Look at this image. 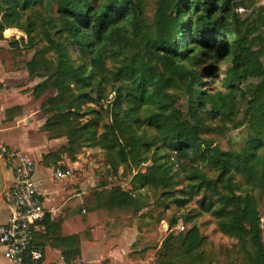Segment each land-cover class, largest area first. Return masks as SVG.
I'll return each mask as SVG.
<instances>
[{
    "label": "trees",
    "instance_id": "obj_1",
    "mask_svg": "<svg viewBox=\"0 0 264 264\" xmlns=\"http://www.w3.org/2000/svg\"><path fill=\"white\" fill-rule=\"evenodd\" d=\"M53 1L58 24L51 20L54 30L49 33L45 29L46 46L34 49L25 67L30 78L42 77L33 87L36 97L48 89L54 91L41 109L50 113L45 122H64L55 134L67 138L68 145L61 151L95 145L106 155H115H108L113 168L124 163L128 170L149 160L143 170L131 176V189L144 188L151 193L162 189L160 196L166 201L176 197L167 162L170 151L183 157L198 152L220 172L219 179L227 172H240L252 181L258 177L262 186L264 36L249 38L254 27L239 19L234 11L236 2L157 0L149 23L142 0ZM37 2L41 0H0V36L4 28L17 26L23 12ZM47 51L55 54L54 70ZM228 56L229 66L221 80L224 91L210 92L208 85L215 81L216 64ZM109 62L113 68L108 69ZM200 64L201 73L194 70ZM206 77L213 82L204 80ZM246 79H259L244 110L254 135L240 153L206 148L199 135L203 120L237 114L235 97L244 93ZM109 82L116 83L110 109L87 106L82 110V104L101 99ZM168 89L185 97V111L176 104L179 95ZM105 111H110L114 124L102 123L97 132ZM87 114L91 117L82 121ZM59 158L57 153L48 152L42 161L50 165ZM107 195L111 204L129 192L116 186ZM230 203L233 208L221 224L223 229L237 236L239 249L246 252L250 264H264L253 196L249 192L235 194ZM77 239L76 235L62 238L67 262L79 253ZM248 241L254 246L252 252L247 250ZM209 246L210 241L193 225L183 233H169L154 264H212Z\"/></svg>",
    "mask_w": 264,
    "mask_h": 264
},
{
    "label": "rangeland",
    "instance_id": "obj_2",
    "mask_svg": "<svg viewBox=\"0 0 264 264\" xmlns=\"http://www.w3.org/2000/svg\"><path fill=\"white\" fill-rule=\"evenodd\" d=\"M156 1L142 0L144 17L149 23L154 16ZM232 1L237 3L234 11L238 13L239 19L247 20V25L254 27V32L249 38L256 34L264 36V0ZM39 3L33 4L28 10L23 12L21 21L17 26H11V30H6L8 50L7 53L5 50V52L0 50V55H4L9 60L16 55H22L21 62L25 63L27 56L30 57L34 49L46 46L45 29L52 33L54 28L51 20L58 24L56 8L53 0H41ZM238 8L241 9L239 10ZM30 42L33 43L32 46H30ZM45 55L49 58L52 70H54V52L47 51ZM229 56H231V53ZM229 56L216 64L218 69H216L217 75L214 78V82L211 81V77L204 79L209 81L210 84L213 82L208 85L211 88L210 92L216 90L224 91L221 80L226 68L229 66ZM261 60L264 64V52ZM207 64V62L202 63L203 66H207ZM113 66L114 64L111 62L107 64L108 69L113 68ZM194 70H198L201 73V64ZM36 79L41 81L42 77H37ZM258 81L259 79L244 80V93L239 92L235 97L239 110L237 114L203 120L202 130L199 135L206 148H217L222 151L230 150L236 153H240L243 150L246 140L254 135L247 125L244 110L246 102L252 94V89L257 85ZM114 83H105L101 99L84 103L81 109L84 110L83 108L87 106L110 109L115 95L116 83L113 85ZM168 91L171 93L178 92L175 89H168ZM53 94V89H48L37 97L32 92L33 97H30V110L38 108L39 112L37 114L44 116V122L50 113H43L41 108L42 106H47L48 97ZM177 94L179 98L176 104L185 111V97L179 93ZM226 100L228 99L225 98ZM90 117L91 114H87L81 120L85 121ZM105 122L114 124L110 111H105L103 114L97 132L101 131V124ZM63 125L64 122L50 121L42 123L40 130L46 132H44V135L40 132V136L43 137L39 138L43 140L46 137L49 139L56 137L55 134L61 130ZM47 126L48 128H46ZM259 128L257 127V129ZM58 137L56 143L47 146V153H57L60 157L59 161L51 164V170L54 167L61 169L70 168L73 184L77 183L80 186L84 204L86 203L90 209L95 204L109 209L107 207L109 204L107 202V192L113 187L118 186L122 190L129 192L128 196H118L119 200L116 203L117 205L120 204L118 206H124L122 210L127 211L125 213L128 214L126 225H128L132 233L135 232L134 227L139 220L144 221V225H146V229L142 230L141 228L140 233L136 236L130 235L131 240L134 239L130 244L131 252L153 249L155 250V259H153L155 262L158 253L161 252L162 241L169 233H183L195 225L202 236L210 241L207 251L212 256V264H250L246 252L239 249L240 242L237 236L228 233L221 225L231 215L230 210L233 208V204L230 203L231 196L246 192H249L255 200L260 226V238L264 247V178L262 186L258 177L252 181L240 172H227L219 179L218 173L220 172L215 170V167L211 166L207 160H204L200 153L197 152L196 154L183 157L175 151H170L167 162L171 164L170 172L175 182L174 193L176 197L166 201L160 196L162 189H157L154 193L144 188L131 189V176L133 173L143 170L150 163L149 160L133 165L130 170L126 168L124 163L118 164L116 168H113L109 164L108 155L114 157V154L106 155L105 151L100 147L85 144L77 146L72 151H61V148L68 145L67 138L65 136ZM260 154L263 155L264 160V148L260 151ZM38 168L42 170L39 165ZM259 172L264 174V163L260 165ZM138 212H141V215H138ZM178 223L182 224V230L176 229ZM138 247L140 250H133V248ZM247 250L249 252L254 251V246L249 241Z\"/></svg>",
    "mask_w": 264,
    "mask_h": 264
},
{
    "label": "crops",
    "instance_id": "obj_3",
    "mask_svg": "<svg viewBox=\"0 0 264 264\" xmlns=\"http://www.w3.org/2000/svg\"><path fill=\"white\" fill-rule=\"evenodd\" d=\"M7 29L12 28H4L0 36V50L6 53ZM22 57L16 55L9 60L0 55V223L6 222L15 211L10 199L13 173L4 155L9 148L18 146L35 163L34 180L41 193L45 215L32 227L31 236L34 244L42 250L46 263L154 264L155 250L131 252L130 244L134 239L131 240L130 235L136 236L141 228L146 229L144 221L139 220L132 233L126 225L128 214L122 210L124 206L113 202L107 205L109 209L96 204L90 209L84 204L80 186L73 184L71 173L67 177L55 178V167L51 170L52 165L42 161L48 151L47 146L56 143L59 137L39 138L43 137L40 132L42 135L46 132L40 130L41 124L45 123L44 116L37 114L38 108L30 110V97H33V87L40 81L37 77L30 78L25 63L21 62ZM48 171L50 173H46ZM69 235L77 236L75 243L79 253L67 262L63 255L62 238ZM134 249L140 250L139 247ZM0 264H16L4 256L1 242Z\"/></svg>",
    "mask_w": 264,
    "mask_h": 264
},
{
    "label": "built area",
    "instance_id": "obj_4",
    "mask_svg": "<svg viewBox=\"0 0 264 264\" xmlns=\"http://www.w3.org/2000/svg\"><path fill=\"white\" fill-rule=\"evenodd\" d=\"M4 157L12 168L10 199L15 207L8 220L0 223L4 256L16 264H50L44 261L42 250L34 244L31 236L32 227L42 221L45 215L41 193L34 180L35 163L18 146L6 150ZM70 171L68 168H54L53 176L67 177ZM176 229L182 230V224L178 223Z\"/></svg>",
    "mask_w": 264,
    "mask_h": 264
}]
</instances>
